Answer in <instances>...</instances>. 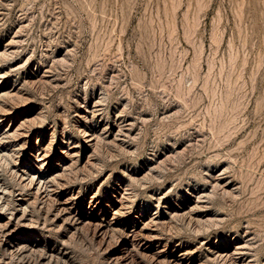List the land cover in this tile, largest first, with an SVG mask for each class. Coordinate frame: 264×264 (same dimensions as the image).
Segmentation results:
<instances>
[{
  "label": "rangeland",
  "instance_id": "374dc122",
  "mask_svg": "<svg viewBox=\"0 0 264 264\" xmlns=\"http://www.w3.org/2000/svg\"><path fill=\"white\" fill-rule=\"evenodd\" d=\"M0 190V264H264V0H0Z\"/></svg>",
  "mask_w": 264,
  "mask_h": 264
},
{
  "label": "bare ground",
  "instance_id": "6f19581e",
  "mask_svg": "<svg viewBox=\"0 0 264 264\" xmlns=\"http://www.w3.org/2000/svg\"><path fill=\"white\" fill-rule=\"evenodd\" d=\"M45 164V162H42V165H44ZM53 176V175H52ZM32 177V176H31ZM49 176L48 175H41L40 177H39V179H40V183H42L43 184V186H46V182L48 181V178ZM35 178V177H34ZM33 178V179H34ZM51 179V178H50ZM0 191H2V190H0ZM68 198V197H67ZM63 203V202H62ZM64 204V203H63ZM67 204V203H66ZM64 207H63V209L65 210V209H68V208H70L69 206L67 207V205H63ZM71 208H72V206H71ZM99 224V223H98ZM102 224V223H101ZM138 230V229H137ZM130 231H129V234L128 235H130ZM132 236H133V238H136V236H137V232L136 231H134V232H132ZM142 236V235H141ZM145 237V236H144ZM145 238H149V237H145ZM151 240V239H150ZM144 242H142V244H143ZM149 245L150 244H148L147 246L149 247ZM9 248L10 249H13V247H17V246H20V243L19 242H17V241H12L10 244H9ZM176 264H178V263H176Z\"/></svg>",
  "mask_w": 264,
  "mask_h": 264
}]
</instances>
